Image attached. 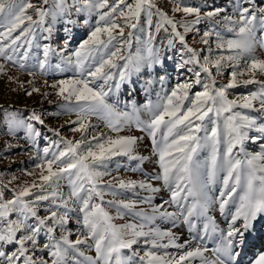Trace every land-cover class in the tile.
<instances>
[{
  "label": "snow or ice",
  "instance_id": "snow-or-ice-1",
  "mask_svg": "<svg viewBox=\"0 0 264 264\" xmlns=\"http://www.w3.org/2000/svg\"><path fill=\"white\" fill-rule=\"evenodd\" d=\"M47 3L48 0H43V4H34L31 0H0V29H2L0 59L5 62H18L15 54L21 52V49L23 53L19 59L28 58V48L33 44L37 27L42 31H50L42 27L45 17L50 12L45 7ZM83 4V8L76 7L75 10L88 11L89 14L94 11L98 19L87 38L72 51L70 56L63 58V62L74 75L59 79L51 85H47L45 81L48 87L55 90V95L64 101L63 107L75 111L77 119L71 123L78 126L72 131L79 132L81 138L75 141L61 138L60 141L53 142L43 149L44 155L37 157L40 162L35 165V168L39 169V183L33 179L30 184L21 186L15 191L11 200L5 201L0 194V264H49L43 257L35 256V251L39 247L38 237L42 231L49 237V242L43 245V249L48 251L51 264H66L70 253H77L83 257V261L76 260L75 264H96V261H102L103 264H129V258L123 255L122 250L129 249L132 250L133 256L138 255L133 245L138 244L141 239L152 249L177 250L175 253L165 251L162 254L152 250L145 251L140 257L144 264H193L196 259H199L201 264H240V257L249 244L250 235L256 232L258 227H264V145L261 152L247 155L244 160L236 159L233 150L249 139L246 130H255L264 134V124L258 125L255 119L233 109L237 106L252 109L254 102L258 101L259 111L264 112V80L257 79L258 75L264 76V59L253 55L257 44L264 47V39L258 40L256 37L257 22L264 28V8L257 12L253 0H237L234 7L236 18L224 17L230 26L229 31L233 33L232 38L224 39L216 33V47L227 50L229 55H220L215 59L205 56L201 62L200 54L187 44L185 35L177 30L178 23L187 33L192 30L193 25L200 22L201 10L197 7L175 3L172 8L174 13L183 12L185 16L195 17L190 21L178 22L156 8L153 0H132L131 3L128 0H112V3L109 0H83ZM245 4L248 6H244ZM68 7L66 0H56L51 14L54 17L64 15ZM153 8H156L155 14L159 17L157 31L165 24L169 25L173 38L168 40V44L171 46L173 39L178 40L188 55L179 67L194 64L199 66L200 71L189 69L193 72L194 80L177 83L170 94H165L160 103L154 106L146 105L150 119L144 121L135 115V107L132 113L120 112L108 103L107 98L113 90L112 82L115 81V88L119 89L130 73L132 58L122 54V50L131 43L132 32L129 31L126 37L125 28H136L137 23L133 21L138 22L142 12L147 13L148 22L151 24ZM29 9L34 12L36 19L28 14ZM220 11L222 9L209 11L205 16L212 18L219 15ZM69 23L74 22L69 21ZM212 34L211 31H205L201 42L208 44V38ZM67 43L66 40L65 47ZM148 51L151 57L153 50L149 48ZM52 52L53 49L49 45L44 46V58L38 61L41 74L47 72L46 66ZM119 61H124L122 67ZM153 62H158V57L154 58ZM226 62L227 66L232 68L231 78L226 85L217 87L211 69L215 68L217 74H222L221 69L226 66ZM19 68L26 70L27 66L20 63ZM117 71L118 80L115 79ZM3 72L5 65L0 63V73ZM201 73L207 74L210 83H203L202 91L190 95L193 84L202 83ZM28 74L35 75L33 71H29ZM243 76L249 78L240 79ZM12 79L13 77H9V80ZM163 79L161 77V82ZM240 83L244 85L258 83L260 89L239 98L243 102L238 105L237 100L228 99L227 90ZM38 91V88L33 87L27 94L31 95ZM212 113L217 117L222 113H230L224 120L226 147L222 163L219 159L220 140L217 127L213 126L211 133L203 138L199 135L205 130V120L210 119ZM93 116L103 119L106 127L116 135L99 133L92 136L91 141L87 140L86 135L92 125L85 121H89ZM29 119L40 124L44 123L35 112ZM12 123L17 122L10 121V124ZM211 123L215 125L216 121L212 120ZM133 124L147 133L152 140L153 155L158 157L157 163L160 168L158 175L152 179L162 181L171 193L170 199L164 204L186 208L187 215H184L183 219L190 230L195 228L190 218L193 215L207 213L210 203L205 192L207 185L215 182L221 168L225 170L219 208L224 214L226 205L235 201L236 209L226 221V230H219L215 221L211 217L207 218L204 225L205 235L216 233L218 230L220 233L219 243L212 250L211 258L205 255L208 249L203 246L204 236L200 237V242L195 247H191L190 241L177 243L179 238L171 231L148 227L157 217L173 221L178 218L163 205L151 207V214L143 209L136 210L138 203L151 204V195L139 201L106 202L108 207H116L118 215L121 210H127L129 214L139 217L142 221L138 224L125 225L112 223L114 218L109 214L103 199L106 192H112L113 189L135 190L137 187L150 194L160 191L147 180L118 178L103 180L104 176L110 175L107 167L116 157H127L129 161L137 160L141 163L149 159L136 152L141 137L120 135L125 126L131 127ZM49 131L59 135V130L49 129ZM25 132L29 141H34L35 137L40 135L32 123L25 125ZM251 139L255 141L257 138L251 137ZM60 143L65 145L62 150L58 147ZM202 146L210 149L206 163V179H201L198 175L195 161V156ZM241 151H243L242 147ZM27 175L36 176L37 173L33 171ZM65 179L70 186L67 198L59 192L60 181ZM33 189L36 191H32ZM113 194L115 195L114 192ZM30 196L33 197L32 200L26 199ZM190 197L194 199L193 203H183ZM97 200L100 202L97 203ZM41 201L51 202L46 209L48 214L43 217L39 216L36 210ZM69 202L79 205L78 211L81 214L77 222L82 227L78 230L75 240L69 238L72 233L65 228L69 221L68 211L72 210L69 209ZM60 208L65 211H58ZM13 212L17 213V218L11 220L9 214ZM29 218H33L35 223L29 224L27 222ZM58 228L61 231L59 239L53 235ZM89 240L94 242L90 247L95 248V260L84 256L79 249L81 244H87ZM163 240H167V243H161ZM5 245H13L15 250L5 251ZM249 264H264V251H260L254 259H250Z\"/></svg>",
  "mask_w": 264,
  "mask_h": 264
},
{
  "label": "rangeland",
  "instance_id": "rangeland-1",
  "mask_svg": "<svg viewBox=\"0 0 264 264\" xmlns=\"http://www.w3.org/2000/svg\"><path fill=\"white\" fill-rule=\"evenodd\" d=\"M34 4H43V0H31ZM56 0H48L46 8L50 10L49 15L45 17L43 28L50 29V31H42L37 27L33 44L28 48V58L19 59L23 53H16L15 57L18 62L7 61L0 59V63H4L5 72L0 73V194H2L5 201L14 198L15 191H18L21 186L26 183L30 184L33 179L38 180L39 169L35 168V165L40 161L38 156H43V149L48 147L53 142H58L61 138L65 140H79L81 138L79 132H73L72 129L78 125L71 123L76 121L77 117L75 111H69L68 108L63 107L64 101L55 95V90L47 85H51L53 82L70 77L74 73L63 62L64 57L71 55L79 44L87 38L91 28L95 26L98 16L93 11L89 14L88 11L77 12L76 7L83 8V0H66L69 6L64 15L53 16L51 10L54 9ZM112 3V0H109ZM129 3L132 0H128ZM156 8L167 13V15L174 20L190 21L194 16H185L183 12H173L172 8L175 3H179L183 6L197 7L201 10V19L198 24L193 25L192 30L185 33L184 29L177 24V30L185 35V40L190 47L196 49L200 54V60L203 62L205 56H210L212 59L217 58L220 55L227 56L229 53L227 50H221L216 47L217 35L224 39L232 38L233 33L229 31V25L224 20L226 16H232L234 19V7L237 0H153ZM253 4L257 12L259 9L264 8V0H253ZM74 5V6H73ZM244 6H248L245 4ZM156 8L151 11L153 13L151 17V24L148 22V15L146 12H142L139 21H133L137 23V27L134 29L125 28V36L129 31L132 32L131 43L128 44L123 50L122 54L130 56L131 69L128 78L121 83L119 89L115 88V81H113L112 93L108 96L107 101L112 104L117 111L120 112H133V107L136 109L135 115L139 119L147 121L150 119V114L147 111L146 105H156L161 102V99L165 94H170L171 90L177 83H183L185 80H194L193 72L200 71L198 65L188 64L184 67H179L183 60L188 58V55L183 49V45L173 39V44L170 46L168 40L172 39L171 27L165 24L159 31H157V21L159 20L156 15ZM216 9H222L219 15L212 18L205 16V13ZM107 9H104L106 11ZM28 14L33 15V19H36L34 12L29 9ZM73 21L74 23H69ZM27 23V22H25ZM70 29V31H66ZM167 29V30H165ZM2 30V29H0ZM205 31H211L213 34L208 38L209 43L204 44L201 42V38ZM71 37V39H69ZM151 37V39H150ZM257 39H264V28H262L257 22L256 27ZM68 41L67 47H65V41ZM45 45H49L53 52L50 53L48 59L47 72L41 74V70L38 66V61L43 59V49ZM25 47H28L25 45ZM153 50L150 57L148 49ZM256 57L264 59V47L256 45L254 53ZM158 57V62H153V59ZM24 63L27 66L26 70H21L19 64ZM122 67L124 61L118 62ZM59 65V67H57ZM241 67H243V61H241ZM29 71L35 73L34 76L28 74ZM232 68L230 66H224L221 69L222 74H217L216 69L212 68V75L216 79V86L226 85L231 78L230 73ZM9 77H13L9 80ZM163 77V82H161ZM248 76L240 77V79H248ZM115 79H119L118 71L115 73ZM258 80H264V76H257ZM32 81V83H29ZM47 81V85L45 84ZM201 84H193L190 90V95H194L198 91L203 90V83H210V80L205 73H201ZM23 85V87H21ZM38 88V92H31L32 88ZM260 89L258 83H252L244 85L238 84L236 87L227 90L228 99L237 100L238 105L243 101L239 98L249 95L253 92H257ZM47 93V95H45ZM187 103V102H186ZM259 102H254V108H242L235 107L233 111L240 112L242 115L255 119L257 124H264V112L259 111ZM35 112L44 121L40 124L36 121H32L29 118ZM230 113H222L219 117L215 113L210 114V119L205 120V130H202L199 135L203 138L206 134L211 133L213 126L218 129V139L220 143L218 145L219 159L223 162V153L225 150L224 143V120ZM212 120L216 123L213 125ZM10 121L17 123L10 124ZM91 123L92 127L88 129L86 139L91 141V137L99 133H105L107 135L115 136L116 133H112L105 124V121L98 117H90L89 121L85 123ZM32 123L34 127L39 131L40 135L35 137L34 141H29L26 137L25 125ZM49 129L59 130V135H56L54 131ZM248 132L249 139L243 142V145H238L233 150V156L236 159L244 160L247 155L255 154L262 151V145H264V134L258 133L255 130H246ZM120 135H135L141 137L136 146V152L141 156L149 157V159L141 163L137 160L129 161L127 157H116L109 162L107 171L110 175L103 177L104 181L113 180V178L123 180H135L142 181L147 180L153 186L160 189L157 193H148L138 187L135 190L127 189H113L112 192H106L103 197L105 201V207L109 214L114 218L112 223L115 225H125L130 223H141L139 217H135L127 212V210H121L118 215L116 207H108V201L116 200H134L139 201L143 197L151 195V204L138 203L136 210L143 209L151 214V207L161 206L172 213L177 215L175 221L168 219H160L157 217L153 220L148 227L158 228L161 231H171L179 239L177 243H184L185 241L191 242V247H195L200 242V237L204 236L203 246L208 249L205 253L206 256L212 257V250L217 246L220 240L219 230H226V221L230 219L232 212H235L236 202H230L225 207L224 214L221 213L219 208V198L221 190L224 188L223 177L226 174L225 170L221 168L217 173V177L214 183L207 185L205 192L210 200L206 215H193L190 219L195 224V228L190 230L189 225L184 222V215H187L186 208L181 209L176 205L164 204L165 201L170 199L171 193L167 187L163 185L162 181L152 179V177L158 175L160 168L157 163V156L153 155V145L151 138L147 133L141 131L133 124L131 127L125 126ZM251 137L257 139L253 141ZM95 143V141H92ZM204 143L202 139V144ZM58 147L62 150L65 145L60 143ZM241 147L243 151H241ZM54 150V149H53ZM210 149L207 146H202L195 156L197 164V172L201 179H206V163L209 157ZM139 165V167H137ZM35 171L36 176L27 175ZM32 191H36L33 189ZM59 192H61L64 198H67L70 192V186L68 181H60ZM115 193V195L113 194ZM26 199L32 200L33 197H27ZM238 199V198H237ZM97 203L100 201L97 200ZM194 202L193 198H189L184 201L185 204H191ZM50 201H41L37 205L38 215L43 217L47 215L46 209L50 206ZM79 205H75L69 202L68 211L69 221L65 225V228L72 233L70 235L71 240H75L77 232L81 229L82 225L77 222L80 213L78 211ZM60 212H64L65 209H58ZM211 217L217 227L216 233H209L205 235L204 225L207 222V218ZM17 218V213L13 212L9 214V219L14 220ZM29 224L35 223L33 218H29L27 221ZM147 231V228H145ZM55 238L59 239L61 235L60 229H56L53 233ZM86 235V232L84 233ZM83 238V236L81 237ZM49 242V237L45 232H41L38 237L39 247L35 251L36 257H43L51 264V258L48 256V251L43 249V245ZM93 241L89 240L87 244H81L79 246L80 251L84 253V256L92 257L95 260L96 252L93 245ZM161 243H167V240L161 241ZM133 249L138 252V255L133 256L132 250L123 249V255L129 258V264H144L140 260L143 253L148 250L157 251L162 254L167 251L168 253H175V248L168 249H152L149 245L143 243V239L133 245ZM4 250L11 252L15 250L13 245H5ZM264 251V227H258V230L249 237V244L246 246L243 255L240 257V264H249L250 259H254L260 252ZM244 258V260H243ZM246 259V260H245ZM76 260L83 261V257L77 253H70L66 264H75ZM96 264H103L102 261H96ZM193 264H201L199 259L193 261Z\"/></svg>",
  "mask_w": 264,
  "mask_h": 264
},
{
  "label": "bare ground",
  "instance_id": "bare-ground-1",
  "mask_svg": "<svg viewBox=\"0 0 264 264\" xmlns=\"http://www.w3.org/2000/svg\"><path fill=\"white\" fill-rule=\"evenodd\" d=\"M254 233H255V232H254ZM254 233H252L250 236H253ZM243 260H244V258H243ZM245 260H246V259H245Z\"/></svg>",
  "mask_w": 264,
  "mask_h": 264
}]
</instances>
